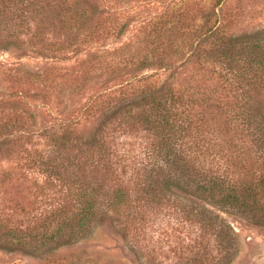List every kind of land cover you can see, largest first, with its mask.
Here are the masks:
<instances>
[{
    "label": "trees",
    "instance_id": "1",
    "mask_svg": "<svg viewBox=\"0 0 264 264\" xmlns=\"http://www.w3.org/2000/svg\"><path fill=\"white\" fill-rule=\"evenodd\" d=\"M53 1L27 38L0 10L1 49L76 56L5 73L0 250L44 255L109 223L135 256L149 250L137 236L160 218L181 234L184 264H218L235 236L222 212L264 220V30L234 31L225 0H209L109 50L95 44L119 42L126 21L96 8L105 0H63L58 12ZM36 108L51 124L37 125Z\"/></svg>",
    "mask_w": 264,
    "mask_h": 264
},
{
    "label": "rangeland",
    "instance_id": "2",
    "mask_svg": "<svg viewBox=\"0 0 264 264\" xmlns=\"http://www.w3.org/2000/svg\"><path fill=\"white\" fill-rule=\"evenodd\" d=\"M61 1L63 0H59V2ZM203 1L209 0H105L104 3L96 1L98 10L115 11L110 13L119 18L118 22L126 21V27L119 42L114 43V38L110 36L96 43L95 47L99 45L109 50H112L113 46L121 47L123 43H128L133 35L141 34L143 32L141 26L149 20L162 15L165 17L175 10L181 11L186 5H191L193 12H197ZM211 1L214 3V0ZM31 2L32 4L29 0L30 4H18L21 8L15 7L17 8L15 10L0 5V10L3 9L4 19L7 20V23H13L21 34L24 33V38L37 30L39 15H34L36 10L38 12L40 9L39 6L43 5L45 8H49L46 6H54L57 1L32 0ZM65 5L64 2H61L60 6L57 4L56 12ZM223 5L222 10L226 8L228 13L237 18L234 31L264 30V0H225ZM26 16H28L27 19H31L24 20ZM107 16L108 13H104L102 19ZM33 17L36 18V21ZM0 25L3 28V24L0 23ZM16 46L12 45L7 50L0 48V90L5 89V73L10 67L21 71H36L45 69L50 64L54 66L71 65L76 58L73 55V58H68L63 62L41 60L37 54L27 52L25 49H17ZM85 56L86 51L84 50L82 57ZM147 73H154L155 78L161 79L168 74L164 70L155 69H149ZM34 112L37 125L51 124L49 117L42 109L36 108ZM85 125L86 122L82 126L80 125V128L84 129ZM4 158L5 156L0 154V165L2 166H6ZM221 216L233 228L235 236L230 243L231 249L220 257L218 264H264V220L257 224L234 212H222ZM173 231L172 225L167 226L166 220L156 218L147 228L146 236L139 235L136 238L138 245L139 243H142V246L146 244L149 250L141 248L143 252L140 251L139 255L134 256L127 250L128 247L125 246L123 239L115 229L109 223H103L95 226L91 233L80 242L44 255L29 256L0 250V264H184L186 255L181 243V234Z\"/></svg>",
    "mask_w": 264,
    "mask_h": 264
}]
</instances>
